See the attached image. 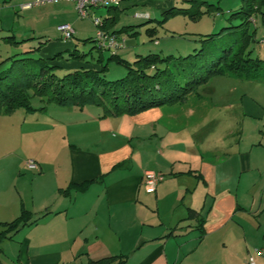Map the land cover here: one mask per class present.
Masks as SVG:
<instances>
[{
	"label": "crops",
	"instance_id": "obj_1",
	"mask_svg": "<svg viewBox=\"0 0 264 264\" xmlns=\"http://www.w3.org/2000/svg\"><path fill=\"white\" fill-rule=\"evenodd\" d=\"M136 1L120 0L111 14L117 20ZM247 102V113L263 114ZM176 105L132 116H103L92 105L51 108L49 123L65 144L39 158L36 173L16 161L0 177V222L22 209L37 220L16 233L12 264H87L115 255L126 256L125 264H249L250 256L264 264L255 252L264 247L246 230L247 221L256 231L264 226L257 223L264 199L255 192V161L231 129L209 128L198 112ZM147 171L164 178L150 188ZM5 241L2 249L11 245ZM219 249L226 258L217 259Z\"/></svg>",
	"mask_w": 264,
	"mask_h": 264
},
{
	"label": "rangeland",
	"instance_id": "obj_2",
	"mask_svg": "<svg viewBox=\"0 0 264 264\" xmlns=\"http://www.w3.org/2000/svg\"><path fill=\"white\" fill-rule=\"evenodd\" d=\"M32 1L0 0V73L10 68L13 58L21 57L48 58L50 64L57 66L55 73L59 76L81 67L99 68V64L95 62L98 55L102 56L105 63L106 58L112 53L111 50L99 51L96 48V42L82 41L86 38L94 39L97 28L90 17H79L73 1L61 0L30 9H21L22 4ZM205 1L217 5L220 8L218 14L215 11L204 14L198 21L177 15L169 17L164 23L152 21L144 24L147 18L134 17L135 12L147 13L150 19L161 20L165 9L171 6L188 7L190 2L186 0H137L135 6L117 14L116 23L111 28L118 30L123 25L135 26L131 29L136 32L134 36L124 34L121 48L117 49L118 54L129 62L134 61L137 55L149 53H159L162 56H183L198 48V35L216 33L223 27L239 24L237 19L229 21L228 16L240 8V0ZM66 2L74 4V7L71 5L63 7L67 4ZM200 8L206 10L207 4ZM89 14L102 20L107 12L105 8H93L89 10ZM67 20L73 22L71 26L76 33L72 39L63 44L56 26ZM153 26L156 27V32L149 37L145 29ZM249 33H253L248 47L253 50L252 56L264 59V18L261 14L257 13L252 17L249 23ZM11 36L18 44L5 41L6 37ZM63 49L69 51L76 49L77 54L84 56L68 59V52ZM28 51L31 52L27 53ZM59 52L62 53V58H54ZM125 73L126 69L123 66L109 62L107 69L101 75L111 81L123 77ZM186 100V103L184 101L177 104L176 108L187 111L193 109L198 112L197 115L199 117L202 115L209 128H224L225 131L231 129L236 133V138L240 139V146L246 148L250 160L255 161L254 182L259 184V189L255 192L264 199V78L242 80L226 75H215L206 84L200 86L196 94L188 96ZM247 100L256 104L263 114L247 113ZM29 103L32 108L36 109L35 111L27 112L24 109H17L9 115L0 116V177L10 174L13 163L16 161L17 163L25 162V166L29 169L26 165L27 161L32 160L37 164L39 158L58 153L60 144H65L62 140V133L59 129H52V123H49L48 118L51 108L62 106L42 102L37 96H31ZM255 149L257 150L254 151ZM38 170L39 166L37 169H29L31 173H36ZM246 200V203H249V200ZM259 221L264 225V211L261 220L257 223ZM246 230L254 246L264 247V226L261 225L256 231V227L247 221ZM18 238L15 234L12 239L5 241V243L11 242V245L7 247L3 245L0 253L2 264L14 263L18 253ZM216 256L217 259L226 258L227 252L219 249ZM255 261L259 264L256 257Z\"/></svg>",
	"mask_w": 264,
	"mask_h": 264
},
{
	"label": "trees",
	"instance_id": "obj_3",
	"mask_svg": "<svg viewBox=\"0 0 264 264\" xmlns=\"http://www.w3.org/2000/svg\"><path fill=\"white\" fill-rule=\"evenodd\" d=\"M186 1L190 2L188 7L171 6L162 12L164 17L161 20H147L144 24L151 21L164 23L169 17L177 15L198 21L204 14L214 11L218 14L220 10L217 5L207 3L205 0ZM240 3V8L228 16L229 21L237 19L239 24L223 27L216 33L198 35V48L183 56L149 53L137 55L134 61L129 62L116 52L121 48L120 45L115 51L111 50L112 53L106 58L105 63L101 55L96 57L95 62L99 64V68L81 67L60 76L55 73L57 66L50 64L47 59L13 58L10 68L0 73V116L9 115L17 109L35 111L36 109L29 103L31 96H37L42 102L62 107L96 106L102 110L103 116L135 115L148 109L182 103L188 96L196 94L197 89L215 75H226L242 80H261L264 78V59L253 57V50L248 47L253 36V33H249V23L257 13L264 18V0H240ZM205 4L207 9L201 10L200 7ZM105 9L110 15L101 20L100 29L103 32L116 39L120 33L129 36L136 34L131 30L135 27L133 25L109 31L116 23V15L111 13L115 12L117 7ZM155 32L154 26L145 29L149 37ZM5 41L18 44L13 36L6 37ZM82 41L96 42L95 38H86ZM96 48L99 51L110 50L97 45ZM67 52L68 59L84 56L77 54L76 49ZM62 56V53H57L54 58ZM109 62L123 66L126 69L125 75L119 79L106 80L101 73L107 69ZM194 215L195 211L191 210L189 216ZM36 221L28 211L22 209L14 220L0 222V253L4 240L12 239L20 229ZM125 263L126 256L117 255L87 262V264Z\"/></svg>",
	"mask_w": 264,
	"mask_h": 264
},
{
	"label": "built area",
	"instance_id": "obj_4",
	"mask_svg": "<svg viewBox=\"0 0 264 264\" xmlns=\"http://www.w3.org/2000/svg\"><path fill=\"white\" fill-rule=\"evenodd\" d=\"M61 0H33L32 2H28L26 4L21 5V9H30L32 7L44 5V4H51ZM65 1H73L75 3V7L79 17L87 18L90 17L93 24L96 26L97 30L95 33V40L96 45L101 48L110 49L115 51L117 47L121 45L120 42L114 37L109 36L103 30L100 29L102 21L99 17H94L89 14L90 9H97V8H111L117 7L119 5L120 0H65ZM90 15V16H89ZM138 17H142L137 15ZM147 17V16H145ZM57 31L61 35V39L64 41H68L73 38L75 32L71 25L69 24H61L57 26ZM26 165L29 169H37L38 165L29 160L26 162ZM164 176L161 173L147 171L144 173L145 184L150 187L154 188L156 184L162 181ZM256 254L264 255V251L262 250H255ZM249 264H256L253 257H249Z\"/></svg>",
	"mask_w": 264,
	"mask_h": 264
}]
</instances>
